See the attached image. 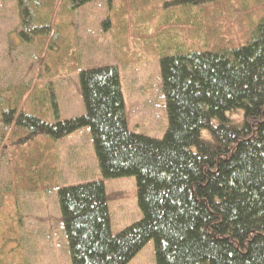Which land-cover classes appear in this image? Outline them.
<instances>
[{
	"label": "trees",
	"instance_id": "1",
	"mask_svg": "<svg viewBox=\"0 0 264 264\" xmlns=\"http://www.w3.org/2000/svg\"><path fill=\"white\" fill-rule=\"evenodd\" d=\"M160 68L162 138L129 128L117 65L79 73L80 116L60 119L56 101L54 122L20 113L24 140L89 127L102 176L136 178L142 218L116 234L104 180L58 189L72 264H129L151 240L156 264H264V17L243 45L165 56Z\"/></svg>",
	"mask_w": 264,
	"mask_h": 264
},
{
	"label": "rangeland",
	"instance_id": "2",
	"mask_svg": "<svg viewBox=\"0 0 264 264\" xmlns=\"http://www.w3.org/2000/svg\"><path fill=\"white\" fill-rule=\"evenodd\" d=\"M263 17L264 0H0V264H72L63 186L104 180L114 234L142 218L136 178L102 176L89 127L24 140L22 111L54 122L56 101L60 119L80 116L79 73L117 65L129 128L162 138L161 58L243 45ZM129 264H156L154 241Z\"/></svg>",
	"mask_w": 264,
	"mask_h": 264
}]
</instances>
